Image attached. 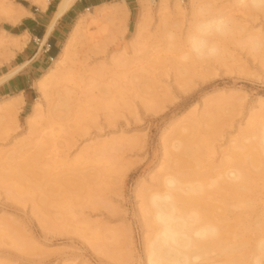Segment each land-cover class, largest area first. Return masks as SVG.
I'll use <instances>...</instances> for the list:
<instances>
[{
    "label": "rangeland",
    "instance_id": "rangeland-1",
    "mask_svg": "<svg viewBox=\"0 0 264 264\" xmlns=\"http://www.w3.org/2000/svg\"><path fill=\"white\" fill-rule=\"evenodd\" d=\"M58 1L51 0L42 11L32 0H0V32L28 33L17 40L21 47H12L13 50L0 34V77L33 59L41 47L37 39L42 38L44 25L50 22ZM109 1L112 0H77L57 24L59 51L79 14ZM187 1H182L185 13L167 9L160 18L154 4L147 6L148 0H126L129 13L125 17L103 22V32L98 26L88 28L91 40L101 47L92 50L95 43L76 42L72 68L76 76L83 71L87 84L84 89H92L88 95L97 97L101 95L100 88L109 87L107 97L117 101L111 109L89 106L95 122L85 132L77 128L59 132L58 125L43 120L40 123V119L32 129L26 124L36 98H42V108L47 111L56 104L58 90L75 85L54 84L44 99L35 81L52 63L45 46L35 60L0 86V98L27 89L16 123L12 118L1 119L0 166L13 156L21 162L25 154L41 150L33 179L23 183L21 201L9 195L11 182L0 180V222L10 221L13 226V231L5 230L0 235V263L146 264L144 237L152 228L146 223L141 192L160 188L158 177L166 174L164 147L176 141V131L191 120L202 121L197 136L189 139L195 151L190 157L191 169L185 172L214 176L221 170L223 155L229 154L248 128L264 118V10L237 0H212L216 7L212 6L208 15L219 12L229 17L233 33L219 40L221 56L200 61L186 57V35L194 20ZM17 4L24 5L30 15L14 23L8 9L15 11ZM139 17L144 20L143 33L136 37ZM250 33L262 37L260 52L249 51L241 42ZM119 59L125 62L117 67ZM99 67L105 70L97 74ZM185 68L188 70L183 74ZM92 79L99 85H89ZM145 79L151 82V88L145 86ZM116 80L122 85L119 89L112 85ZM216 113L215 129H211L204 122ZM116 138L126 139L118 150L99 154L91 150L94 145ZM41 139L46 143L41 144ZM21 147L26 151L24 155L18 152ZM173 166L180 171L181 167ZM247 166L252 179L244 198L254 201V206L231 208L230 215L241 212L247 225L239 248L227 253L243 259L254 253L260 234L253 227H261L264 219V173L256 174L253 164ZM196 178L199 177L192 174L189 180Z\"/></svg>",
    "mask_w": 264,
    "mask_h": 264
},
{
    "label": "bare ground",
    "instance_id": "bare-ground-1",
    "mask_svg": "<svg viewBox=\"0 0 264 264\" xmlns=\"http://www.w3.org/2000/svg\"><path fill=\"white\" fill-rule=\"evenodd\" d=\"M32 1L36 2L41 10H46L51 0ZM182 1L183 0H171L169 4L168 0H148L149 4L147 6L149 7V5L154 4L158 14L161 13V18L162 16L164 17V12L167 9L176 14L185 13L186 10L183 6L184 2ZM76 2L77 0L58 1L56 10L48 26L47 34L45 37L43 36L44 38L40 42L41 48L45 45L47 35L52 30L57 20ZM237 2L264 10V7H254L252 0H237ZM187 3L188 12L194 20L192 18L193 24H189L190 27L186 35V41L194 25L201 19V14L210 13L212 6H215L212 0H188ZM16 7L17 9L15 11L8 9V11L11 10V15L8 17L11 16V22L13 21L14 23L22 20L25 15H30V12L24 5L17 4ZM214 9L216 10L217 8ZM128 13L129 9L126 0H112L98 3L93 5L92 8L88 7L79 14L77 21L63 43L59 53L51 58V66L35 81V85L37 89L41 91L44 99L48 98L47 90L54 84L64 83L75 85H71L70 87L65 86L61 90H58L56 104L49 106L47 111H44L42 108V98H36L30 113L26 117V124L30 129H32L34 124L39 122L38 119H40V123L43 120L49 125H58L59 132L67 133L70 128H77L85 132L86 127L95 122V114L89 111V106L93 105L96 109H111L117 105L115 98L107 97L110 93L109 87L100 88L101 95L97 97L88 95L92 89H84L87 84L84 83L82 78L83 71H80L79 75L76 76V71L72 66L76 54V42L82 41V44L86 41L87 43H95L91 40L92 36L87 34L88 28L91 25L98 26L103 32L106 30V27L102 26L103 22L108 19L119 20ZM142 16L144 17L145 15L143 14ZM210 16H222L231 22L229 17H225V15L219 12L217 14L212 13ZM139 19L138 24L136 23L137 25H135L137 26L136 37L141 36L140 34L143 33H141L143 29L141 28V23L144 20L142 21L140 17ZM6 20L8 21L9 19ZM164 20H166V18L162 19V21ZM189 23H192V21ZM232 28L230 24V33H233ZM0 34L2 37L1 40L8 43L10 45L9 49L11 50H13L12 47H21L17 40L25 38L28 35L27 32L20 35H11L6 31H2ZM169 36L173 38L171 34H169ZM247 36L259 38L262 46V37L259 36V33H250V35ZM220 39L221 38H219V40ZM238 42L240 43V41ZM241 42L245 41L241 40ZM169 44L173 48L174 43L170 42ZM92 46L93 48L90 45L92 50L101 47L98 43ZM260 51L261 48L259 52ZM186 57L194 59L189 53ZM124 62L123 59H119L116 66L118 65L117 67H120ZM28 63L29 61L27 60L7 74L2 75L0 77V85L17 75ZM104 70V67H99L95 73L99 74V72H104ZM187 70L188 68H185L181 72L186 74ZM140 77H145V75H140ZM94 79L90 80L88 84L94 86L99 85L94 84ZM144 82L146 83V87L151 88V82H149L148 79H145ZM144 82H139V85H143ZM112 85L117 89L122 87L117 80L114 81ZM24 102L25 97L22 91L2 96L0 98V122L1 119L6 117L12 118L16 123L17 113L21 110ZM217 116V113L212 115L207 120V123L203 121L204 124L208 125L211 129H215ZM201 122V120H191L187 126L179 128L176 131V141L164 147V154L166 155L164 173L166 174L158 177L157 185L160 188L152 190L149 193H147V189L141 192L144 202V212L147 214L146 223L152 228L150 232L151 235L147 234L144 237L145 262L146 264H264V219L261 223V227H253L260 235L256 240L252 256L250 254V257L243 259L239 256L227 255L229 249L239 248L243 230L246 228L244 226L247 225L242 219L241 212H235L234 216L230 215L232 211L231 208L241 209L245 206H254V201L244 198L245 192L250 188L249 184L252 179V171L247 169V165L253 164L256 169L254 172L258 175L264 173V118L259 123H255L254 127L248 128L243 133L242 139L238 142L236 141V146L230 149L231 151L229 154L223 155L225 159L223 164L219 166L221 170L214 176H208L204 173H187L192 163L190 158L191 154L195 151L189 139L197 136V128ZM184 131H187L188 134L185 135L183 133ZM125 140L126 139L116 138L110 142L99 143L92 146L91 150L94 154L118 150L124 145ZM244 141L250 142L244 143ZM39 142H41V144L46 143V141L42 139ZM23 148L24 147H21L18 150V152H21V155L26 153ZM241 150H246V153ZM40 152L41 150L35 152L33 155L25 154V158L21 162L16 161L14 156L12 157L11 155L12 158H10V161L4 166H0V180L11 182L9 195L13 200L20 199L18 201H21V199H23L21 198L24 195L25 186L23 183L26 181L30 182L33 179H31V177L34 175V169H37V157ZM174 164L181 167L180 171H175ZM213 169L214 168H212V170ZM45 172L46 171H43L41 173L42 176H45ZM192 174L199 178L193 181L189 180ZM87 176L88 175H86V177ZM169 177L175 178L177 181V188L172 193L173 200L171 203L164 200L160 201V209L162 213L170 216L169 226L179 231L181 233V238L176 246L168 250H162L157 240V232L160 225H158L155 219V212L151 206L150 198L154 193H161L162 195L165 193V180ZM37 187L41 188V185H37ZM26 188L28 187L26 186ZM43 201H45V199H43ZM231 217H233V219ZM0 225L2 226L0 227V235H2L5 230L13 231L12 222L10 221L0 222ZM247 228L250 227L247 226ZM204 229H213L214 232L202 234L201 236L195 235L196 232Z\"/></svg>",
    "mask_w": 264,
    "mask_h": 264
},
{
    "label": "clouds",
    "instance_id": "clouds-1",
    "mask_svg": "<svg viewBox=\"0 0 264 264\" xmlns=\"http://www.w3.org/2000/svg\"><path fill=\"white\" fill-rule=\"evenodd\" d=\"M254 7H264V0H252ZM230 33V22L222 16H210L201 14V19L194 25L192 32L187 37V46L192 58L200 61L212 60L221 56L219 38H223ZM244 46L249 51L257 52L261 48V41L255 36H249L244 42ZM166 191L154 193L150 198L151 206L155 212V219L160 225L157 232V240L162 250H168L176 246L181 238V233L169 226L170 216L162 213L160 201L172 202V193L177 188L175 178L165 180ZM214 232L213 229H204L195 233L197 236Z\"/></svg>",
    "mask_w": 264,
    "mask_h": 264
},
{
    "label": "crops",
    "instance_id": "crops-1",
    "mask_svg": "<svg viewBox=\"0 0 264 264\" xmlns=\"http://www.w3.org/2000/svg\"><path fill=\"white\" fill-rule=\"evenodd\" d=\"M77 3V2H76ZM75 3V4H76ZM58 4V3H57ZM74 4V5H75ZM73 5V6H74ZM57 6V5H56ZM72 6V7H73ZM71 7V8H72ZM70 8V9H71ZM69 9V10H70ZM55 10H56V8H55ZM69 10L63 15V16H61L58 20H57V22L55 23V25L53 26V28H52V30L49 32V34L47 35V41H46V43H45V47H47L48 45H50V47H49V50L47 51V50H45L47 53H49V56H50V59L52 58V57H54V56H56L59 52V44H60V37L58 36V35H56V33H55V31H56V28H57V24L59 25L60 24V21L61 20H63V18H66V15L68 14V12H69ZM42 11H45V10H42ZM55 12V11H54ZM54 14V13H53ZM53 17V16H52ZM51 20H52V18H51ZM51 20H50V22H51ZM50 22L48 23V24H45L44 26H45V28H44V32H43V34H42V38H40V39H37L38 41H41L44 37H45V35L47 34V31H48V26H49V24H50ZM44 36V37H43ZM40 49H42V50H40ZM44 50V47L43 48H41V47H39L38 48V51H37V53L35 54V56L33 57V59L32 60H28L29 61V63L31 62V61H33V60H35L39 55H40V53L42 52ZM58 52V53H57ZM28 63V64H29ZM26 67V66H25ZM24 67V68H25ZM23 68V69H24ZM4 84V83H3ZM1 86V85H0ZM27 89L25 88V89H23V92L24 93H26L27 91H26ZM25 96V95H24ZM25 99H26V96H25Z\"/></svg>",
    "mask_w": 264,
    "mask_h": 264
},
{
    "label": "built area",
    "instance_id": "built-area-1",
    "mask_svg": "<svg viewBox=\"0 0 264 264\" xmlns=\"http://www.w3.org/2000/svg\"><path fill=\"white\" fill-rule=\"evenodd\" d=\"M49 47H50V45H48V46L46 47V50H47V51L49 50Z\"/></svg>",
    "mask_w": 264,
    "mask_h": 264
}]
</instances>
